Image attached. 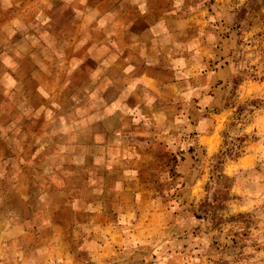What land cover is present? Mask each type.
Segmentation results:
<instances>
[{
  "label": "clouds",
  "instance_id": "obj_1",
  "mask_svg": "<svg viewBox=\"0 0 264 264\" xmlns=\"http://www.w3.org/2000/svg\"><path fill=\"white\" fill-rule=\"evenodd\" d=\"M0 264H264V0H0Z\"/></svg>",
  "mask_w": 264,
  "mask_h": 264
},
{
  "label": "rangeland",
  "instance_id": "obj_2",
  "mask_svg": "<svg viewBox=\"0 0 264 264\" xmlns=\"http://www.w3.org/2000/svg\"><path fill=\"white\" fill-rule=\"evenodd\" d=\"M214 142V139L213 137H208V144H209V147H211L212 143ZM191 151V149H190Z\"/></svg>",
  "mask_w": 264,
  "mask_h": 264
}]
</instances>
